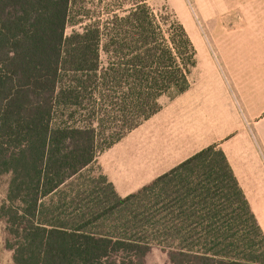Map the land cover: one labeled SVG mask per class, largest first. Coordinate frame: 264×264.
Returning a JSON list of instances; mask_svg holds the SVG:
<instances>
[{
    "label": "trees",
    "instance_id": "16d2710c",
    "mask_svg": "<svg viewBox=\"0 0 264 264\" xmlns=\"http://www.w3.org/2000/svg\"><path fill=\"white\" fill-rule=\"evenodd\" d=\"M154 1L0 0L1 210L15 264H148L153 248L169 264H264L262 229L216 146L127 197L93 175L191 85L194 45Z\"/></svg>",
    "mask_w": 264,
    "mask_h": 264
},
{
    "label": "crops",
    "instance_id": "0c3cea01",
    "mask_svg": "<svg viewBox=\"0 0 264 264\" xmlns=\"http://www.w3.org/2000/svg\"><path fill=\"white\" fill-rule=\"evenodd\" d=\"M236 1L239 4L234 11L219 13L221 26L207 21L209 42L215 44L220 60H208L203 76L191 81L186 92L168 101L163 97L161 110L127 135L140 131L139 153L127 151L112 157L117 143L99 157L103 174L120 197L137 192L216 146L249 199L247 188L258 182L260 171L244 166L256 160L255 151H251L255 139L240 131L264 123V0ZM259 136L264 154L260 130Z\"/></svg>",
    "mask_w": 264,
    "mask_h": 264
},
{
    "label": "rangeland",
    "instance_id": "374dc122",
    "mask_svg": "<svg viewBox=\"0 0 264 264\" xmlns=\"http://www.w3.org/2000/svg\"><path fill=\"white\" fill-rule=\"evenodd\" d=\"M238 4L239 2L236 0L154 1L156 9L161 10L166 8L176 16L177 20L184 26L194 45L196 50V63L191 73V81L198 76H203L208 65V60H220L215 44L209 42L210 28L207 21L211 19L213 23L221 26L223 24V18L220 17L221 15H219V13L224 10L234 11L238 7ZM88 6L89 8H92L90 4ZM72 30V28H69L67 30L68 34H70ZM169 99L173 98L165 97L163 101H168ZM258 129L264 134V123L258 125V128L253 126L252 129L248 128L247 130H241L240 134L247 132L245 135L249 134L255 139V144L253 145L254 149L251 148V151H255L254 156L256 160L247 161L244 166L247 168L252 167L256 170L259 169L260 174L259 178H257L258 182L255 184H249V188H247V198L249 199L247 200L264 234V154L262 153V141ZM140 134V131H138L137 133H133L128 137L126 136L121 140L111 152V154H113L112 157L124 154L127 151L139 153L137 145ZM245 148L247 149V147ZM97 165L98 167H93V170L95 171L93 175H99L100 173L103 174L99 164V158ZM150 170L152 169L150 168ZM134 171L137 174L139 173V165L134 166ZM10 180L11 176L8 174L0 177V264H15L13 260L14 252L10 248L11 238L7 230L6 219L1 210L2 206L7 201ZM146 261L148 264H169L167 254L160 248H153L147 256Z\"/></svg>",
    "mask_w": 264,
    "mask_h": 264
}]
</instances>
